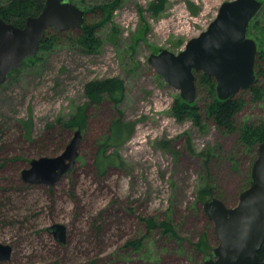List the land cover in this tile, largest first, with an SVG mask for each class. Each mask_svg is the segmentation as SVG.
<instances>
[{
  "label": "rangeland",
  "instance_id": "rangeland-1",
  "mask_svg": "<svg viewBox=\"0 0 264 264\" xmlns=\"http://www.w3.org/2000/svg\"><path fill=\"white\" fill-rule=\"evenodd\" d=\"M164 1L155 12L161 0H77L87 22L104 24L102 47L88 53L75 42L80 29L59 31L54 47L0 86V195L18 189L13 181L32 159L58 155L77 129L83 134L71 171L51 189L25 191L42 205L31 212L35 224L25 229L0 221V242L13 247L0 264H205L219 244L204 202L215 195L236 206L257 154L205 112L204 128L178 120L172 107L180 90L148 58L159 48L182 51L230 0ZM99 4L103 12L90 11ZM250 26L248 36L263 48L264 7ZM114 78L125 86L119 104L85 91L91 81ZM258 82L264 87V76ZM244 91L239 123L264 121V95L254 99ZM197 95L201 106L210 100L207 91ZM121 118L136 123L134 133L108 145L106 153L116 159L99 168L110 125ZM19 119L32 121L29 136ZM205 188L212 193L202 194ZM164 221L176 235L166 232ZM57 222L67 227L65 241L47 230Z\"/></svg>",
  "mask_w": 264,
  "mask_h": 264
},
{
  "label": "water",
  "instance_id": "water-1",
  "mask_svg": "<svg viewBox=\"0 0 264 264\" xmlns=\"http://www.w3.org/2000/svg\"><path fill=\"white\" fill-rule=\"evenodd\" d=\"M263 6L262 0L225 1L208 28L191 38L182 51L160 48L150 54L148 61L189 103L197 99L196 71L212 76L218 97L227 100L256 82L258 44L248 36V30ZM86 15V9L76 0H45L41 13L29 16L24 27L1 17L0 86L13 70L38 53L49 29L81 30ZM82 136L79 128L62 153L32 159L22 170L23 181L54 186L74 168ZM204 208L219 240L206 254L205 264H264L259 255L264 243V142L258 145L250 185L241 192L239 203L229 207L221 198L211 196ZM47 230L58 241H65V224L53 223ZM12 250V245L0 242V261L10 259Z\"/></svg>",
  "mask_w": 264,
  "mask_h": 264
},
{
  "label": "trees",
  "instance_id": "trees-1",
  "mask_svg": "<svg viewBox=\"0 0 264 264\" xmlns=\"http://www.w3.org/2000/svg\"><path fill=\"white\" fill-rule=\"evenodd\" d=\"M110 2H115V0H110ZM164 2V0H161L159 4L154 5L155 12H159V10L164 8ZM43 6L44 0H0V17L13 22L17 26L23 27L28 16L40 14ZM104 9L105 5L99 4L92 7L90 11L103 12ZM103 26L104 24L102 22L90 23L86 20L85 25L75 38L76 44L88 53L97 52L103 45V41L98 35L99 29ZM250 29L251 26H249V30ZM57 33L59 34V31L53 32V29L48 30L44 41L40 44L38 53L33 57H28L24 61L22 67L13 70L11 73H19L23 67L34 60L40 59V54L42 52L48 51L54 47L58 38ZM195 74L197 77V94L199 90L207 91L210 100L201 106L197 99L194 103H189L182 99L181 96H178L172 107L174 116L180 121L192 120L197 126L204 128V117L206 115L207 118L212 119L218 127L225 131L237 132L243 145L256 155L258 145L264 142V121L258 123L246 121L240 124L238 116L247 104L246 98L238 92L235 96L227 100H222L217 95V84L212 76L201 71H196ZM256 74L257 78L255 84L245 91H249L254 99H259L264 95V87L258 84L259 76H264V47L259 48L258 46ZM85 91L92 99H97L103 94H107L114 103L119 104L124 98L125 86L120 79L96 80L87 83L85 85ZM19 121L26 126L29 136L33 125L32 121L21 119H19ZM72 122L73 121L68 122V126H72ZM135 125V122H126L123 121L122 118L111 123L109 142L98 155L99 168L107 167L114 163L116 159L115 156L106 153L108 145L118 144L130 138L134 133ZM13 184L18 185V189H10L8 192L3 193L4 195H0V221L3 224L20 223L23 228L29 229L35 224L34 220H36L33 219V214L31 212L38 207H42V205L39 201L33 202L34 200H29L25 195V191L26 194H28L27 189L34 186L44 187L45 189H51L53 186L25 183L21 175L15 177ZM14 190L19 191L17 195L13 193ZM202 192L204 195L212 193L211 189L208 188L203 189ZM161 224L164 226L166 232L176 235L173 225L167 221ZM259 255L261 259H264V243L259 251Z\"/></svg>",
  "mask_w": 264,
  "mask_h": 264
},
{
  "label": "flooded vegetation",
  "instance_id": "flooded-vegetation-1",
  "mask_svg": "<svg viewBox=\"0 0 264 264\" xmlns=\"http://www.w3.org/2000/svg\"><path fill=\"white\" fill-rule=\"evenodd\" d=\"M44 3H45V0H44ZM42 10H43V9H42ZM40 13H41V12H40ZM30 16H37V15H30ZM28 17H29V16H28ZM0 18H1V17H0ZM26 21H27V20H26ZM8 22H10V21H8ZM11 23H13V22H11ZM25 25H26V23H25ZM25 25H24V26H25ZM24 26H23V27H24ZM49 30H50V29H49ZM47 32H48V31H47ZM46 35H47V34H46Z\"/></svg>",
  "mask_w": 264,
  "mask_h": 264
},
{
  "label": "bare ground",
  "instance_id": "bare-ground-1",
  "mask_svg": "<svg viewBox=\"0 0 264 264\" xmlns=\"http://www.w3.org/2000/svg\"><path fill=\"white\" fill-rule=\"evenodd\" d=\"M9 80V79H8Z\"/></svg>",
  "mask_w": 264,
  "mask_h": 264
}]
</instances>
